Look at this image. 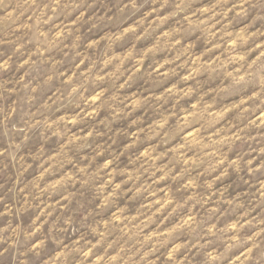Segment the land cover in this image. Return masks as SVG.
<instances>
[{
    "label": "clouds",
    "instance_id": "obj_1",
    "mask_svg": "<svg viewBox=\"0 0 264 264\" xmlns=\"http://www.w3.org/2000/svg\"><path fill=\"white\" fill-rule=\"evenodd\" d=\"M0 264H264V0H0Z\"/></svg>",
    "mask_w": 264,
    "mask_h": 264
}]
</instances>
